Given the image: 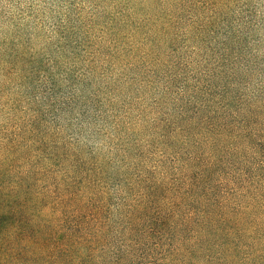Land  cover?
Segmentation results:
<instances>
[{"label": "rangeland", "instance_id": "1", "mask_svg": "<svg viewBox=\"0 0 264 264\" xmlns=\"http://www.w3.org/2000/svg\"><path fill=\"white\" fill-rule=\"evenodd\" d=\"M34 118L111 181L208 176L144 264H264V0H0V140Z\"/></svg>", "mask_w": 264, "mask_h": 264}, {"label": "trees", "instance_id": "2", "mask_svg": "<svg viewBox=\"0 0 264 264\" xmlns=\"http://www.w3.org/2000/svg\"><path fill=\"white\" fill-rule=\"evenodd\" d=\"M73 95L52 92V111L72 113ZM36 118L0 140V264H144L153 240L159 250L175 222L191 219L178 218L182 203L208 195L198 193L210 184L202 171L173 188L124 166L111 181L100 161L72 152L60 127L38 134Z\"/></svg>", "mask_w": 264, "mask_h": 264}]
</instances>
